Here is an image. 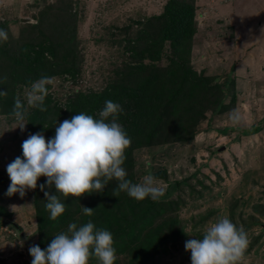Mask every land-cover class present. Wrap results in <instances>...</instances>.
<instances>
[{
	"label": "rangeland",
	"instance_id": "374dc122",
	"mask_svg": "<svg viewBox=\"0 0 264 264\" xmlns=\"http://www.w3.org/2000/svg\"><path fill=\"white\" fill-rule=\"evenodd\" d=\"M168 1L0 0V28L8 34L7 41L0 42V64L6 60L5 46L15 62L26 45H61L69 36V46L76 45L79 53L75 78L61 73L49 76L45 69L28 73L24 68L25 74L8 82L4 72L12 61H5L0 68V91L7 94L0 96V108L1 97L9 99L11 95L13 105L19 98L26 110L37 109L28 105L27 92L30 84L43 76L51 78L46 96L50 99L44 100L47 113L54 109L67 113L77 93L102 92L117 67L128 61L130 53L125 48L135 41L139 22H152ZM192 2L194 32L187 61L197 76L207 79L208 86L192 105L194 113L188 114L191 141L175 139L159 123L156 128L159 135H166L165 142H152L147 137L151 145L142 143L133 153L135 164L127 178L139 183L152 174L157 186L165 190L150 221L135 239L149 238L155 232L168 238L165 247L144 264H191L185 241L202 238L208 226L227 216L248 234L249 244L240 264H264V124L255 134L240 133L264 119V0ZM31 25L36 28L31 29ZM171 56L167 43L162 59L156 62L162 73L177 60ZM143 62L149 64L148 59ZM56 70L60 72L62 66ZM23 78L27 84L22 83ZM150 91L148 86L143 88V96L148 97ZM18 126L13 115L0 114V264H31L28 249L40 242L33 190H27L23 197L19 193L6 195L10 184L7 165L20 157L28 135L35 134L27 124L23 132ZM54 131L43 132L46 140ZM117 184L111 180L103 191L121 200L124 192L116 195L113 191ZM81 198L79 203L83 204L90 196ZM151 200L130 198L125 206L121 203L125 209L137 203L146 208ZM117 247L114 264H138L130 251ZM89 264L98 261L93 257Z\"/></svg>",
	"mask_w": 264,
	"mask_h": 264
},
{
	"label": "trees",
	"instance_id": "16d2710c",
	"mask_svg": "<svg viewBox=\"0 0 264 264\" xmlns=\"http://www.w3.org/2000/svg\"><path fill=\"white\" fill-rule=\"evenodd\" d=\"M190 1L169 0L164 6L163 13L153 16L152 22L148 20L143 24L139 22L141 28L134 37L135 41L128 42L125 48V51L130 53L128 61L124 60V63L117 67L109 79L108 86L102 92L77 93L69 105L70 110L67 113L58 109H54L51 113L46 111L42 113L39 108L27 110L26 118L29 120L26 121L27 126L34 133H37L41 132L45 125L47 128L42 132L50 133L52 129H55L56 124L58 125L65 119H70L75 114L85 112L94 118H98V112L103 109L106 100L110 99L117 102L123 108V112L118 116V122L123 125L131 138V145L125 150L126 160L123 165L127 173L133 169L135 164L133 153L141 147L142 143L149 144L147 142L149 140L145 138L150 137L152 138L150 140L156 141V143H164L167 139L166 135H159V130L156 128L159 123L163 125L165 133L172 134L175 139H182L185 142L191 141L193 136L188 114L194 113L192 105L201 98L200 96L206 90L208 82L207 79L197 76L188 66L187 59L191 49L195 17L193 2L191 4ZM31 26V29L36 28L35 25ZM71 37L69 36L67 42L61 45L54 46L48 43H42L37 47L36 45H31L32 47L26 45L22 49L21 58L17 60L18 62L12 60L10 52L4 45L5 47L2 49L5 52L6 60L0 64V68L4 67V62L8 59L12 61L9 68L7 67L4 72L8 82L17 80L19 76L25 74L24 68L28 73L29 70L45 69V71L50 72L49 76L61 73L60 75L69 74L75 78L78 74L79 53L76 45L69 46L71 45ZM167 43L172 54L170 58L176 57L177 60L173 61L171 69L169 68L162 73L156 62L162 59L160 56L163 54L164 46ZM60 49H64L65 53L60 54ZM57 58L61 61H53ZM144 59H148L149 64H144ZM61 66L62 70L55 72ZM26 81L27 79L23 78L22 83ZM147 86L152 92L150 91L148 97L145 98L143 93L146 92H143V88ZM154 92L156 94H153ZM10 97L9 99L1 97L0 114L12 115L14 105L10 101ZM46 99H50V97ZM143 103L145 109L142 107ZM165 114L173 115V117H166ZM54 117H57L55 121L53 120ZM163 117L164 120H162ZM263 124L264 119L259 122L258 126L252 127L250 130H240V133L255 134L262 129ZM54 135L55 131L47 139ZM20 157L23 158L22 152ZM45 180V177H40L37 181V188L33 190L36 230L40 238L38 245L41 249L46 248L55 235L61 231H66L69 223L74 222L79 226L88 221L93 222L96 228L109 230L113 234L114 247L118 246L119 250L130 251L133 261L136 260L138 264H144L159 249L165 247L168 238L162 236L160 232H155L154 236L151 235L149 238L135 239V236H139L140 230L150 221L153 215L151 213L159 201L151 200L146 208H140L137 203L135 207L130 206L129 209H125V204L129 203L131 198L126 192H124V197L121 200L104 194V191L100 192L102 196L97 198L92 197V193H86L82 196L89 195L90 198L83 204L79 203L82 196L79 198L64 197L60 193H56L61 202L65 203L66 210L53 220L50 219V213L45 208L44 193H42V201L37 199L41 193L39 185L44 184ZM130 180L133 182L132 178ZM49 191L55 193V188L53 187ZM121 201L124 202V206ZM81 206L94 209V214L90 217L84 215ZM123 207L124 212L121 211ZM121 243L124 245L120 246Z\"/></svg>",
	"mask_w": 264,
	"mask_h": 264
},
{
	"label": "clouds",
	"instance_id": "9594fccd",
	"mask_svg": "<svg viewBox=\"0 0 264 264\" xmlns=\"http://www.w3.org/2000/svg\"><path fill=\"white\" fill-rule=\"evenodd\" d=\"M7 39V31L0 28V42ZM50 83L51 78L43 76L30 84L29 106L46 110L44 100ZM6 94L0 91V96ZM122 112L121 105L109 99L98 118L80 112L56 124L52 138L46 140L42 131L29 134L21 145L23 158L16 157L7 165L10 184L6 195L19 193L23 197L27 190L37 188L40 177H45L39 189L44 193L45 208L53 220L66 210L56 193L79 198L86 193L103 192L111 180L118 182L113 189L116 195L126 192L136 200L158 201L165 190L157 186L154 175H145L139 183L127 178L123 165L131 138L118 122ZM12 115L23 132L27 110L19 98L14 101ZM53 187L55 193H50ZM81 207L84 215L94 214V209ZM248 244V234L243 227L224 216L208 226L202 238L186 240L184 247L191 253V264H240ZM28 251L31 264H89L93 257L98 264H114L116 260L113 234L107 229L96 228L91 221L79 226L69 223L67 230L55 235L46 248L32 245Z\"/></svg>",
	"mask_w": 264,
	"mask_h": 264
}]
</instances>
